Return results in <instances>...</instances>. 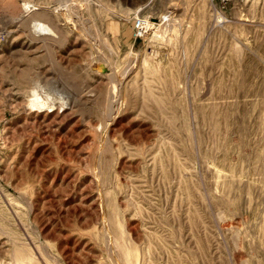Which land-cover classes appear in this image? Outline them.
I'll return each mask as SVG.
<instances>
[{
    "label": "rangeland",
    "instance_id": "obj_1",
    "mask_svg": "<svg viewBox=\"0 0 264 264\" xmlns=\"http://www.w3.org/2000/svg\"><path fill=\"white\" fill-rule=\"evenodd\" d=\"M0 264H264V0H0Z\"/></svg>",
    "mask_w": 264,
    "mask_h": 264
},
{
    "label": "built area",
    "instance_id": "obj_2",
    "mask_svg": "<svg viewBox=\"0 0 264 264\" xmlns=\"http://www.w3.org/2000/svg\"><path fill=\"white\" fill-rule=\"evenodd\" d=\"M132 22L133 35L135 38H143L152 26L149 19L140 16H135Z\"/></svg>",
    "mask_w": 264,
    "mask_h": 264
},
{
    "label": "bare ground",
    "instance_id": "obj_3",
    "mask_svg": "<svg viewBox=\"0 0 264 264\" xmlns=\"http://www.w3.org/2000/svg\"><path fill=\"white\" fill-rule=\"evenodd\" d=\"M38 29H45L46 27H44L43 25H37ZM48 94V93H47ZM49 95V94H48ZM50 96V95H49ZM31 104L33 107L35 108H42L45 107L47 110H52L53 108V104H48V103H42V101L39 99L38 95H33L32 99H31ZM65 103H63L64 105ZM62 105V104H61Z\"/></svg>",
    "mask_w": 264,
    "mask_h": 264
},
{
    "label": "crops",
    "instance_id": "obj_4",
    "mask_svg": "<svg viewBox=\"0 0 264 264\" xmlns=\"http://www.w3.org/2000/svg\"><path fill=\"white\" fill-rule=\"evenodd\" d=\"M128 34H129V37L128 38H131L132 37V28H131V30L128 32ZM133 38V37H132ZM131 38V39H132Z\"/></svg>",
    "mask_w": 264,
    "mask_h": 264
}]
</instances>
